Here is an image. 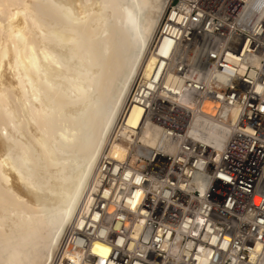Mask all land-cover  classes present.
<instances>
[{"label":"built area","instance_id":"obj_1","mask_svg":"<svg viewBox=\"0 0 264 264\" xmlns=\"http://www.w3.org/2000/svg\"><path fill=\"white\" fill-rule=\"evenodd\" d=\"M150 54L119 120L131 152L100 157L89 210L76 209L53 264H264V0H172ZM206 101L226 113L221 150L192 132ZM136 104L146 114L133 125ZM144 122L161 146L140 154Z\"/></svg>","mask_w":264,"mask_h":264},{"label":"bare ground","instance_id":"obj_2","mask_svg":"<svg viewBox=\"0 0 264 264\" xmlns=\"http://www.w3.org/2000/svg\"><path fill=\"white\" fill-rule=\"evenodd\" d=\"M171 1L0 0V264H53L76 209L89 210L100 157L131 152L133 131L119 120L137 79L154 70L150 47ZM57 94L69 101L62 121H77L54 130ZM203 108L192 132L221 150L230 127L216 118L226 113ZM145 114L136 104L125 121ZM159 136L144 122L137 151L160 147Z\"/></svg>","mask_w":264,"mask_h":264},{"label":"rangeland","instance_id":"obj_3","mask_svg":"<svg viewBox=\"0 0 264 264\" xmlns=\"http://www.w3.org/2000/svg\"><path fill=\"white\" fill-rule=\"evenodd\" d=\"M140 74V73H139ZM11 95H13L14 96V94L13 93H11ZM58 95V102H59V113H63V115H60V114H58V115H55V117H52L50 120H49V123H48V125H49V127L50 128H52V129H54V130H58V125H57V122L56 121H60L61 122V124H68V126H70L71 124H73V123H76V121H77V118L75 119V120H73V121H68V120H66V121H62V118L61 117H64L65 115H66V113H68V110H67V108H66V106L68 105V103H69V101H65V100H63V98H61L60 96H59V94H57ZM15 99H16V97H14ZM13 98V99H14ZM16 100H18V98L16 99ZM65 111V112H64ZM93 114L94 115H97L98 113H99V106L98 105H96L94 108H93ZM70 124V125H69Z\"/></svg>","mask_w":264,"mask_h":264},{"label":"snow or ice","instance_id":"obj_4","mask_svg":"<svg viewBox=\"0 0 264 264\" xmlns=\"http://www.w3.org/2000/svg\"><path fill=\"white\" fill-rule=\"evenodd\" d=\"M223 179H225V180H229L230 178L229 177H227V176H224L223 177ZM139 182V180L137 181V183ZM203 194V193H202ZM136 195H137V197H139V195H140V193H136ZM258 203H262V204H264V201H259L258 200ZM135 205H133V207H134ZM95 219H99V217H95ZM261 223L262 224H264V221H261ZM101 235H103V233H101ZM225 239H228L227 237H225ZM97 248H100V245H97L96 246ZM108 252H109V249H107V252L105 253V252H103L102 250H101V255L102 256H106L107 254H108Z\"/></svg>","mask_w":264,"mask_h":264},{"label":"clouds","instance_id":"obj_5","mask_svg":"<svg viewBox=\"0 0 264 264\" xmlns=\"http://www.w3.org/2000/svg\"><path fill=\"white\" fill-rule=\"evenodd\" d=\"M104 234V233H103ZM123 241H118V243H122ZM103 252H107V248L101 249Z\"/></svg>","mask_w":264,"mask_h":264}]
</instances>
